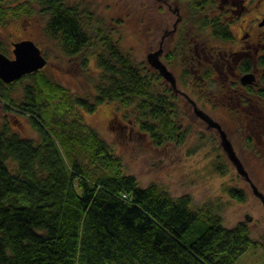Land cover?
<instances>
[{"label":"trees","instance_id":"1","mask_svg":"<svg viewBox=\"0 0 264 264\" xmlns=\"http://www.w3.org/2000/svg\"><path fill=\"white\" fill-rule=\"evenodd\" d=\"M35 4L64 55L81 57L79 68L93 91L77 94L46 68L13 84L0 79L5 112L28 116L38 134L37 139L23 137L10 117L0 114V264H237L256 245L245 223L228 228L217 212L194 206L189 195L175 197L159 183L141 186L113 146L82 117L117 102L133 109L135 126L157 146L181 145L189 127L183 126L178 96L157 70L125 51L104 24L94 26V35L79 4L0 0V27L31 16ZM187 4L194 15L184 23L189 24L185 43L190 37L203 43L201 52L213 60L211 45L231 40V29L220 19L203 17L213 0ZM181 46L174 56L180 78L195 85L197 74L206 78L212 72V63L204 65L203 55L189 44ZM92 53L101 70L96 78L88 70ZM240 191L232 195L243 201Z\"/></svg>","mask_w":264,"mask_h":264},{"label":"rangeland","instance_id":"2","mask_svg":"<svg viewBox=\"0 0 264 264\" xmlns=\"http://www.w3.org/2000/svg\"><path fill=\"white\" fill-rule=\"evenodd\" d=\"M14 1L20 3L25 0ZM65 1L85 7L87 10L85 22L93 27L94 35L98 34L94 26L104 24V30L114 35V39L121 42L125 51L139 63L150 67L147 55L160 49L168 24L167 20L170 19L168 13L171 11L167 6L161 5L158 0ZM211 9L218 13L217 8ZM32 12V15L26 19L18 18L9 25L0 27V52L13 58V42L32 40L48 60L45 70L47 73L69 86L77 94L93 91L92 85L86 78L87 73L79 68L82 65L81 57L71 60L65 56L61 43L45 31L46 17L40 13L37 4L34 5ZM91 12L92 15H90ZM238 17L239 15L236 23L231 27L237 38L242 20L254 19L257 14L245 15L241 19ZM173 42L171 38L166 39V44L163 46L166 49L165 53L171 49ZM100 50L101 47H97L95 51ZM169 69L175 74L178 87L192 99L197 100L193 90L197 91L194 83L190 82L183 86L179 80V67L173 64L169 66ZM88 70L89 74L95 78L101 72L95 53L90 56ZM213 89V85L210 84L206 94H213ZM213 103L202 101L199 105L212 112L216 119H221L223 127L237 143L238 154L244 158L251 178L264 192V163L252 153L244 151L239 144L240 141L243 144L245 137L237 134L236 126L242 124L244 118L237 119L240 121L239 124L230 119L231 117L223 119L219 114L221 107L219 110H213ZM3 106L0 101V114L2 118L7 115L10 117V123L15 131L26 138H38L28 116L15 115L14 112L7 114ZM179 107L183 126L189 127L186 141L181 145L167 142L163 146H157L147 134L135 126V118L131 115V112L134 113L133 109L123 107L117 102L103 103L94 113L83 112L82 117L84 122L91 125L113 146L123 158L127 172L136 176L141 186L159 183L175 197L189 195L194 206H205L217 212L228 228L245 223L256 245L246 250L239 257L237 264H264L263 206L253 195L249 186L237 175L221 147H218L215 131L208 130L206 124L195 116L192 105L184 97L181 98ZM221 110L224 112L226 107ZM233 189H241L244 192V196H241L243 201L232 195ZM247 215L251 217L250 220L246 218Z\"/></svg>","mask_w":264,"mask_h":264},{"label":"flooded vegetation","instance_id":"3","mask_svg":"<svg viewBox=\"0 0 264 264\" xmlns=\"http://www.w3.org/2000/svg\"><path fill=\"white\" fill-rule=\"evenodd\" d=\"M158 1L159 3L161 2V5L167 6L168 10L171 11L168 13L170 15V19L167 20V28L164 32L163 41L160 44V48L162 47L164 50L161 57L162 61L164 59L163 62L168 66V68L173 64L178 66V60L175 62V53L180 49L181 44L182 48H185V45L189 44L191 47H193V49H195L196 53H198V56L203 55L202 58L204 60V65L211 62V65L213 66L212 72L206 76V78H204L202 74L196 75L195 79L198 83L194 86L197 91L195 89L193 90L199 102L192 99L179 87L178 89L181 91V94L175 93L173 91L174 94L177 95L180 100L182 97H184L185 100H187V97L190 98L194 101V103H196L199 109L203 111L205 110L204 112L213 119L215 117L211 114L212 112L210 113L207 109H203L199 103L202 101L213 103L215 101L212 104L213 110H219V107H221V109L226 107L224 112L221 109L219 111V114L223 119L232 117V115L238 116L239 118L243 117V123L236 126L237 134H241L243 137H245L243 144L240 143L241 141L239 144L244 149V151L247 150L256 158H260V160L264 163V0H213L212 6L213 8L218 9V13H215L214 10L210 8V12L203 15V17H211L209 19L212 21L220 19L219 21L226 23L230 29L236 23L238 15V18L241 19L245 15L250 16L252 13L257 14V17L254 19L246 18L242 20V24L239 27L240 33L238 38L231 30V40H216L213 42L211 45L213 60L208 58V55L205 51L204 53L201 52L203 43L195 42L193 39H191V37L187 43H185V29L187 26H189V24L184 23L185 21L188 22V18L191 19V16L194 15V13H190L191 8L189 7V4H187L189 0ZM237 10L238 13H236ZM173 16H176V18H172ZM189 30L191 33V27ZM211 30L212 29L209 28V31ZM167 38H171L172 42L175 38V41L173 42L171 49L165 53L166 49H164L163 46H165ZM220 49L224 52L220 51ZM218 51L221 53L220 61H217ZM224 62L227 64L229 69L227 67L224 68ZM199 63L200 65H203L201 59H199ZM162 79L164 80L163 77ZM179 80L181 84H183L181 78ZM166 84L170 87L167 82ZM210 84H212L214 87L212 92L213 94H206V89ZM207 96L210 97V100L206 99ZM219 102H221V105H219ZM230 119L237 121L235 118ZM214 120L222 126L227 138L233 145L236 155L240 158V161L245 166V162L243 160L244 158L240 157L238 154L239 150L236 145L237 143H235L232 136H230V133L223 127L224 125L221 119L218 120L215 118ZM205 124L208 130L215 131L214 134L216 136V142L218 147H221V139L218 130L210 128L207 123ZM223 153L229 161L228 155L224 151ZM241 179L249 186L253 195L263 206L261 200L254 194L252 188V183L258 188V185L255 183V181L252 178V182L246 181L243 177H241ZM235 190L240 191L241 189ZM259 191L264 194V192L260 189ZM240 192L243 191L241 190Z\"/></svg>","mask_w":264,"mask_h":264},{"label":"water","instance_id":"4","mask_svg":"<svg viewBox=\"0 0 264 264\" xmlns=\"http://www.w3.org/2000/svg\"><path fill=\"white\" fill-rule=\"evenodd\" d=\"M13 45L15 47L14 60H10L4 54L0 53V78L6 83H13L16 80L21 79L24 75L32 74L43 69L47 65L46 58L42 55L41 50L33 41H23L20 43H14ZM163 52L164 50L161 47L160 49L149 53L147 55V62L153 69L160 73L175 93L181 94V91L178 89V81L175 74L161 59ZM186 99L193 106L194 114L198 118L207 123L210 128L218 130L221 139V147L228 155L229 161L235 167L238 175L243 177L246 181L252 182L249 172L240 161V158L236 155L233 145L227 138L222 126L203 110L199 109L193 100L188 97ZM252 188L254 194L261 200L264 207V194L261 193L253 183ZM247 218H249L248 215Z\"/></svg>","mask_w":264,"mask_h":264}]
</instances>
